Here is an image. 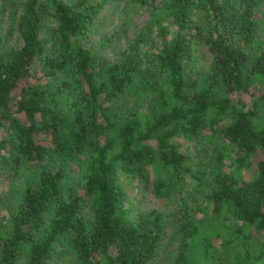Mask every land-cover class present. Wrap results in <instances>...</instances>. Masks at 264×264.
Wrapping results in <instances>:
<instances>
[{
  "label": "trees",
  "instance_id": "1",
  "mask_svg": "<svg viewBox=\"0 0 264 264\" xmlns=\"http://www.w3.org/2000/svg\"><path fill=\"white\" fill-rule=\"evenodd\" d=\"M122 175L173 205L164 264L202 232L264 264V0H0V264H152L169 225Z\"/></svg>",
  "mask_w": 264,
  "mask_h": 264
},
{
  "label": "rangeland",
  "instance_id": "2",
  "mask_svg": "<svg viewBox=\"0 0 264 264\" xmlns=\"http://www.w3.org/2000/svg\"><path fill=\"white\" fill-rule=\"evenodd\" d=\"M154 1L158 2L159 0ZM122 6L123 5L121 4L115 7L108 3L101 10L98 23L96 24L95 30L92 34V39L94 42H98L105 33L111 32L116 27H119L122 22H124V13L121 12ZM148 13L149 9L146 7H141L137 10L130 12L129 23L126 26L129 28L131 33L134 28H139L143 25V23L148 17ZM257 16L260 17V14H258ZM102 54L110 58L113 57L112 51L107 48L102 50ZM197 54L199 62L201 64H206L208 55L206 48L200 47V49L197 51ZM180 142L182 144V149L192 155H197L196 150H194L193 146L189 142L182 139L180 140ZM120 179L128 192L132 204L139 205L141 208L144 209L156 207L164 213V219L166 220L167 225L169 226L167 228L166 235L161 247L162 249L160 250V253L157 258L152 263L164 264L167 255L170 253V251L175 248V239L172 226V216L174 211L173 205L169 202H165L155 198L148 191H144L142 188H140L135 181L129 180L123 175L120 177ZM216 226L217 224L213 225L214 228ZM203 235L205 237L212 236L211 234L208 235L207 232L205 234H203L202 232L194 237V240H192L191 249L187 254V258L190 264H213L219 262L223 263L225 261L229 262L230 259H232L230 263L235 262V253L233 252L232 248L221 249L215 243H213L212 240L210 244H206V242L204 241V245L200 240V237Z\"/></svg>",
  "mask_w": 264,
  "mask_h": 264
}]
</instances>
